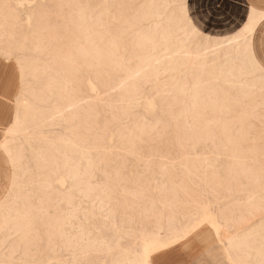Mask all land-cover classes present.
Instances as JSON below:
<instances>
[{"label":"rangeland","instance_id":"374dc122","mask_svg":"<svg viewBox=\"0 0 264 264\" xmlns=\"http://www.w3.org/2000/svg\"><path fill=\"white\" fill-rule=\"evenodd\" d=\"M21 1L0 0L1 14L18 33L16 41L26 36L25 54L38 65L19 97L42 121L2 133L22 158L16 187L0 200V264H129L150 238L167 239L205 209L223 225L220 236L204 222L195 236L223 241L213 259L238 264L234 258L249 252L250 263L260 264L259 77L228 84L227 95L226 81L209 86L210 68L165 38L170 15L158 5L175 0ZM216 53H209V66L221 56ZM20 72L0 51L8 85L0 98L21 113ZM141 144L144 161L131 166ZM141 192L149 193L146 200L138 198ZM109 214L113 219L101 231ZM29 233L31 247L23 244ZM109 233L115 239L105 242ZM231 235L246 243L229 247L225 237Z\"/></svg>","mask_w":264,"mask_h":264},{"label":"snow or ice","instance_id":"6c2138e0","mask_svg":"<svg viewBox=\"0 0 264 264\" xmlns=\"http://www.w3.org/2000/svg\"><path fill=\"white\" fill-rule=\"evenodd\" d=\"M240 2L241 0H175V3L158 5L161 9H167L170 15L168 24L164 25L165 38L183 45V54L194 56L198 62L203 63L205 70L210 68L209 86L215 87L226 81L224 86L226 95L228 84L242 86L256 77L264 84V32H258L255 25V9L249 7L245 10L247 23L242 27L237 25L238 31L231 27L235 23L233 18L240 14ZM243 2L246 3L247 0ZM261 18L264 20V13L261 14ZM161 20L163 21V17ZM172 26L177 27L174 30ZM225 31L230 34L225 36ZM220 38H223V42ZM237 44L239 47H234ZM218 50H224L223 55L219 59L214 58L209 66L205 62L209 53L215 54ZM18 127L19 119L9 128V133H15ZM146 150V146L141 144L136 159L128 163L135 166L137 160L143 162ZM17 165L18 156L13 154L6 144L0 147V179L6 177L8 185L12 188L16 187L19 179ZM148 195L147 192H141L138 198L146 200ZM109 209L111 213V204ZM102 219L103 222L98 225L101 231L106 225H110L113 216L109 214ZM204 222L197 217L182 235L147 242L135 264H172L168 257L174 250H179V254L184 257L182 264H221L220 261L213 259V250L223 241L195 239ZM114 239L110 233L105 235V242ZM32 242V234L29 233L23 244L31 247ZM20 264L37 262L21 261ZM260 264H264V260H261Z\"/></svg>","mask_w":264,"mask_h":264},{"label":"bare ground","instance_id":"6f19581e","mask_svg":"<svg viewBox=\"0 0 264 264\" xmlns=\"http://www.w3.org/2000/svg\"><path fill=\"white\" fill-rule=\"evenodd\" d=\"M17 2L19 3V5L22 4L21 0H17ZM10 9H12V8H10ZM0 10H1L0 11V38H5L6 42H8V41L11 42V44L2 45L3 43H6V42L5 41L3 42L0 39V51L3 53V55H4L6 60H8V61L10 59L16 60V63H17L18 68H19V71H21L20 72V74H21V76H20L21 86H20V91L17 94L18 96L16 97V105L22 107L21 108V113L18 112L17 109L14 110V111L12 110L13 111V116H12L13 123H15L17 121V119H19V127L16 130V132H15V133H17V132L25 131L27 129V127H28L27 124L30 121H32L34 123V128H37L40 125L41 121H42V119L41 120L39 119V116L37 115V113L34 112V110L31 109L30 105L28 104L27 99L23 96V94H21L22 97H19L20 96L19 93L21 91H26V90H22V88H24L26 86V78H27V76L29 74H32L34 69L38 65L33 61V59L30 60V57H28L25 54V51L27 49V45L25 44L26 36H23L21 40L16 41V35L18 33L15 31V28L9 27L8 25L5 26V24L3 23L5 21L4 20L5 16H4V14H1L2 13V7H0ZM13 13H16V12H10V14H12L11 16H16ZM262 13L263 12H257L255 10L254 22H255L256 26L259 23V21L262 19L261 18V14ZM246 23H247V21H246ZM236 30L238 31L239 29H236ZM229 34L230 33H228L227 31H225V33H224L225 36H227ZM220 39L223 42V38H220ZM234 47H239V45L238 44L234 45ZM36 49H38V47L34 48V50H36ZM19 51L22 52V55H20L18 53ZM217 52H219L218 54L216 53L217 56L223 55L224 50H218ZM74 104L75 103L71 101V102H69L68 104L65 105V108L72 107ZM52 116H53V114L50 115V117H52ZM11 127H12V125H10V126L8 125L7 128L5 129V132L9 133L8 130ZM9 134H11V133H9ZM10 140L11 139H9V140L8 139L7 140L3 139L0 142V146L2 147V146H4L6 144L8 146V148H9V150L13 154L18 156V165H19L20 161H21V158H22L21 152H20V150H17V148H15L14 146H12L9 143ZM58 182L61 185H65L67 183L66 176H61L59 178ZM205 208H207V207H205ZM200 219L205 221V222H208L214 228L216 233L221 236V231H222L223 225L220 223V221L218 220L217 216H215L210 211L205 209L203 211V213L200 215ZM194 220L189 222V223H187L180 231H178L176 233H172L169 237H176V236L182 235L192 225ZM160 239H163V238H161L160 236H154V237L150 238L149 240L150 241H155V240H160ZM225 240L229 244V247L234 248V249L240 248L246 243L245 240H243L242 238H240L238 236H232V235H231V237H227L226 236ZM248 254H249V252H247L246 255H244V257L241 258V259L234 258V260H233L234 263H235V260H236L238 264H252V263H250V261L248 259ZM258 255L260 256L261 260H264V251L263 250L258 252ZM136 261L137 260L131 259L129 261V264H135Z\"/></svg>","mask_w":264,"mask_h":264},{"label":"crops","instance_id":"0c3cea01","mask_svg":"<svg viewBox=\"0 0 264 264\" xmlns=\"http://www.w3.org/2000/svg\"><path fill=\"white\" fill-rule=\"evenodd\" d=\"M249 7L254 8L257 12L264 13V0H247L246 3L241 0V2L239 3L240 14L233 18L235 23L231 25L233 29H238L237 25L242 27L246 23L247 17L245 10ZM256 27L258 32H264V20L261 19ZM3 76L4 74L0 73V95H4L6 92H8V85ZM12 109L13 105L12 103H10V101L0 98V142L2 141V133L5 127H7L12 121ZM9 188L10 185H8L7 183V178L5 177L3 179H0V200L3 198V195L9 190ZM198 251L199 250H197V252ZM168 258L172 262V264H182V260L184 259V257L179 254V250H174L169 254Z\"/></svg>","mask_w":264,"mask_h":264}]
</instances>
